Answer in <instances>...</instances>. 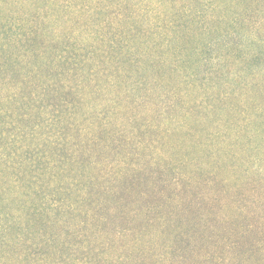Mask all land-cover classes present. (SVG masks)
<instances>
[{
  "label": "trees",
  "instance_id": "obj_1",
  "mask_svg": "<svg viewBox=\"0 0 264 264\" xmlns=\"http://www.w3.org/2000/svg\"><path fill=\"white\" fill-rule=\"evenodd\" d=\"M236 75L264 82V0H0V264H264V130L229 109L169 152L164 115ZM226 188L256 194L233 238L171 223Z\"/></svg>",
  "mask_w": 264,
  "mask_h": 264
},
{
  "label": "rangeland",
  "instance_id": "obj_2",
  "mask_svg": "<svg viewBox=\"0 0 264 264\" xmlns=\"http://www.w3.org/2000/svg\"><path fill=\"white\" fill-rule=\"evenodd\" d=\"M238 53L245 52L240 51L239 49ZM235 72H237V70ZM243 74H248L250 77H252L248 71H243ZM237 75L234 77L237 82L231 85H228L229 83L225 84L224 80L219 82L220 88L218 93H220V96H218L219 94L217 93L218 95H216L217 98L215 99L213 98V91L205 87H199L198 83L192 84L191 86L195 88L196 93L188 94L190 96H188L189 101L187 100L188 102L185 103V105L188 107V110L185 109L183 112L182 110L181 112L174 110L169 114L164 115L171 118L170 127L176 126L178 124L183 125L181 130H179L177 133H173L171 137V146L169 147L172 148L173 146H177L176 148H173L169 151L174 153V157L177 158V161L178 159L181 160L185 158L184 156H181L182 153L179 152L180 146L177 145L181 140L184 144L186 143L185 145H187V143H191L189 141L206 145H209L207 142H210L211 144H214L211 147H218L220 144V136L222 137L223 133L229 132L228 128H233L235 125L241 124V122H238V120L232 119L224 114V112L229 109H233L236 114L240 115L241 120H243V117L247 113L249 117L252 116V118L255 120V126H260V130H264L261 126L264 125V119L262 117L259 119L261 116V111L256 112L255 108V104H260V107H263L264 110V82L256 81L253 78L254 82L249 83L248 80L250 78L246 79L243 76L238 78ZM224 92L228 93L226 97H223ZM243 106L247 107V109L244 110ZM178 107H182L180 103H178ZM228 118L231 119V121ZM233 121H235V123ZM228 122H231L234 126L228 124ZM203 123L207 124L209 129H207ZM212 129L217 131L215 134L217 138H215L214 134H212L211 136L214 138V140L212 139L211 141L208 140L206 142L205 138H207V136L210 134L207 131ZM250 134L254 136L253 131H249L248 137H252L249 136ZM253 138H255V136ZM228 143L229 142L227 141L223 143V145H227ZM203 158L206 162L208 161L209 157H207V155H203ZM236 159L241 161L243 164H247L246 159L243 156H237ZM173 167L174 171H178V168L184 169V166L180 163L177 166L173 165ZM203 192H207V190ZM193 194L194 191L191 190L190 195L187 197H178L183 198L181 201L183 204H185L184 209H187L188 213L181 212L184 215L180 219L178 217L175 218L176 221L171 220V223H180L185 225V227H188L187 229L191 228L190 234L192 233L195 237V244L203 248H205L207 244L201 242L200 239L206 242H211L212 244H210V247H212L213 243H216L218 246L227 238H233L235 227L231 225V221H233L232 219L234 218L236 221L239 220L240 225L242 221L238 218V216H235V214H237L240 210L245 213L246 211H249V209H253V207L249 208V205L253 203L252 197H255L256 195L251 193L247 196L252 197H239L238 194L230 192L227 188L221 194H219L218 197L213 198L215 200L209 198L204 199L201 197H199L200 199H197L193 197ZM166 196L167 194H164L162 197H157L158 199L155 197L150 200L145 199V201H142V203L139 204L149 207V203H160L161 200L162 202H165ZM175 204L176 202L172 203V205ZM170 210H174L173 213H176L179 212L180 209H163L162 212L168 214V216L171 217L169 213ZM229 213H232L233 218L228 219L227 215H229ZM222 219H225V221L221 222ZM225 223H227V225H225ZM222 225H225L226 229L222 228ZM207 236H210V239L206 240L205 238Z\"/></svg>",
  "mask_w": 264,
  "mask_h": 264
}]
</instances>
